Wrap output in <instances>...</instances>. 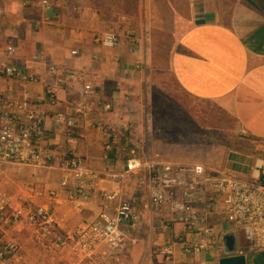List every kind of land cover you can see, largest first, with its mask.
Masks as SVG:
<instances>
[{
    "label": "crops",
    "instance_id": "0c3cea01",
    "mask_svg": "<svg viewBox=\"0 0 264 264\" xmlns=\"http://www.w3.org/2000/svg\"><path fill=\"white\" fill-rule=\"evenodd\" d=\"M49 1L52 7L44 9L37 5L24 6L22 0H0V63L20 65L38 77L37 82L22 84L0 76V94L10 89L17 94L23 89L37 94L44 84H52L58 104L46 106L44 120L50 142L80 155L102 175L91 200L81 205L67 199L68 189L59 184V172L55 169L6 165L0 169V190L16 197L23 195L27 183L55 190L56 203L51 205V210L57 218H62L59 234L63 238L69 231L90 223L103 209H109V203L100 196L101 190L125 195L137 193L142 199V220L138 229L128 235L121 264H218L224 256L221 242L224 232L220 233L221 246L200 254L182 253L177 241L171 257L159 252L170 236L179 234L181 225L168 221L167 215L162 219L150 216L145 187L135 176L124 173L125 159L117 151L116 142L113 151L103 146L109 139L107 124L131 119L135 144L145 156L158 153L146 147L141 138L143 105L131 98L143 91L139 87L143 68L146 70L151 64L147 56L151 40L149 24L141 15L110 19L91 9ZM160 2L169 7L168 19L164 21V15H155V25L164 29V24L170 23L173 43L169 70L178 88L195 100L228 106L239 130L258 140V148L263 151L262 154L223 152L213 165H205L220 172L249 175L264 155V0H232L220 7L215 0ZM108 30L119 35L115 48H103L92 42L95 33ZM132 34L138 38L135 48L129 41ZM10 47L14 49L12 56L7 55ZM49 65H61L80 74L84 83L92 85V97L85 99L78 82L58 84V72H49ZM106 102L112 103L114 109L104 111ZM80 103L82 112L77 114L71 136L66 137L63 126L54 123L52 114L71 112ZM131 109L135 112L131 113ZM5 232L20 245L17 264H81L82 258L70 240L61 244L41 238L22 222L11 223ZM236 241L237 253L245 256L246 264H264V248L250 253L241 238Z\"/></svg>",
    "mask_w": 264,
    "mask_h": 264
},
{
    "label": "built area",
    "instance_id": "2783aa9c",
    "mask_svg": "<svg viewBox=\"0 0 264 264\" xmlns=\"http://www.w3.org/2000/svg\"><path fill=\"white\" fill-rule=\"evenodd\" d=\"M22 4L52 7L49 0H22ZM129 41L133 48L138 45L133 34ZM92 42L112 49L119 44V35L114 30L95 33ZM13 52V48L7 49L8 56ZM48 71L58 72V84L80 83L86 100L94 94L92 85L84 83L80 74L61 65H49ZM0 76L22 84L38 81L34 73L9 62L0 63ZM57 104L56 88L49 83L37 94L29 89L19 94L10 89L0 94V169L6 165L55 169L59 184L68 189L67 199L81 205L91 200L102 172L88 166L80 155L50 142V132L44 126L46 106ZM81 106L82 103L71 112L52 114L54 123L63 126L66 137L72 134ZM103 109L109 112L114 105L106 102ZM133 122L125 119L119 124H107L109 139L103 146L113 151L116 142L117 151L125 159L124 173L135 176L145 187L150 216L162 219L167 215L168 221L181 225L179 234L165 241L159 251L162 255H173L174 241L181 244L182 253L200 254L221 246L220 233L229 231L242 238L250 250L264 248V155L249 175L220 172L202 163L175 162L159 153L145 156L134 142ZM22 191L23 195L16 197L0 190V264L18 262L20 245L5 232L13 222L26 224L44 239L61 244L70 240L82 258L81 264H120L128 235L138 229L142 220L139 194L101 190L100 196L109 203V209H103L90 223L69 231L63 238L59 234L62 218L51 210L56 191L35 183L25 184Z\"/></svg>",
    "mask_w": 264,
    "mask_h": 264
},
{
    "label": "rangeland",
    "instance_id": "374dc122",
    "mask_svg": "<svg viewBox=\"0 0 264 264\" xmlns=\"http://www.w3.org/2000/svg\"><path fill=\"white\" fill-rule=\"evenodd\" d=\"M51 1L81 10L91 9L110 19L126 15L135 18L141 15V19L149 24L151 40L147 56L151 64L146 70L143 68V81L139 82V87L143 88V91L131 97L143 105L141 138L146 147L148 145L155 152L179 162L207 163L209 166L213 165L223 152L263 153L258 148V140L248 137L239 130L228 106L195 100L178 88L169 70L173 43V35L169 31L170 23H165L164 29L162 25H155L157 21L156 17L154 19L155 15H164V21L168 19L169 7L160 2L163 0ZM183 1L177 0L181 4ZM215 1L219 7L232 3V0ZM130 112L135 111L131 109ZM241 240L249 249L246 242L242 238ZM258 250L261 249H249V252Z\"/></svg>",
    "mask_w": 264,
    "mask_h": 264
},
{
    "label": "water",
    "instance_id": "95a60500",
    "mask_svg": "<svg viewBox=\"0 0 264 264\" xmlns=\"http://www.w3.org/2000/svg\"><path fill=\"white\" fill-rule=\"evenodd\" d=\"M224 256L218 260V264H246L243 254H238L236 235L234 232H224L221 235Z\"/></svg>",
    "mask_w": 264,
    "mask_h": 264
},
{
    "label": "clouds",
    "instance_id": "9594fccd",
    "mask_svg": "<svg viewBox=\"0 0 264 264\" xmlns=\"http://www.w3.org/2000/svg\"><path fill=\"white\" fill-rule=\"evenodd\" d=\"M15 7V6H14Z\"/></svg>",
    "mask_w": 264,
    "mask_h": 264
}]
</instances>
